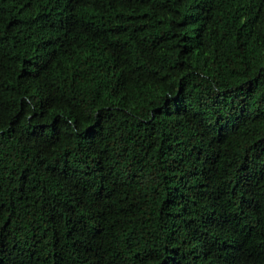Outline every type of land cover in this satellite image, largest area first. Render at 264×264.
I'll return each instance as SVG.
<instances>
[{"label": "trees", "instance_id": "1", "mask_svg": "<svg viewBox=\"0 0 264 264\" xmlns=\"http://www.w3.org/2000/svg\"><path fill=\"white\" fill-rule=\"evenodd\" d=\"M0 264H264V0H0Z\"/></svg>", "mask_w": 264, "mask_h": 264}]
</instances>
